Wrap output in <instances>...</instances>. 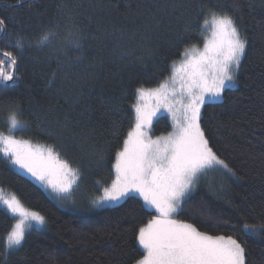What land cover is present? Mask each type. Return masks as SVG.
<instances>
[{
  "label": "trees",
  "instance_id": "obj_1",
  "mask_svg": "<svg viewBox=\"0 0 264 264\" xmlns=\"http://www.w3.org/2000/svg\"><path fill=\"white\" fill-rule=\"evenodd\" d=\"M210 8L232 15L248 41L236 86L201 112L213 150L236 175H211L177 216L209 234L231 235L245 247L247 264H264V232L241 231L264 224V0H0L7 31L0 51L17 57L19 76L0 91V133L16 107L28 124L25 137L80 170L63 205L0 159V187L46 220L19 250H6L15 220L0 207V264H136L142 257L136 232L154 211L142 210L139 198L99 208L92 201L114 179L115 155L135 124L136 89L159 85L186 48L203 43ZM48 32L56 33L49 46L38 47ZM21 37L23 51L15 48ZM171 131L161 114L150 135Z\"/></svg>",
  "mask_w": 264,
  "mask_h": 264
},
{
  "label": "snow or ice",
  "instance_id": "obj_2",
  "mask_svg": "<svg viewBox=\"0 0 264 264\" xmlns=\"http://www.w3.org/2000/svg\"><path fill=\"white\" fill-rule=\"evenodd\" d=\"M202 28L210 29L203 50L195 45L186 48L182 61L179 65L173 61L172 74L157 87L136 89L135 124L115 155L114 179L92 201L99 208L139 198L142 210L156 213L136 232V243L143 249L136 264H247L245 247L231 235H212L174 218L201 179L217 172L236 175L213 150L201 126V112L206 103L222 100L226 89L235 87L248 41L233 16L222 9L210 8ZM4 35L5 21L0 18V38ZM55 35L44 34L37 46H49ZM24 47L22 37L15 41L17 50ZM0 57V91H4L19 80L17 57L12 51H0ZM146 99L154 100V106L146 107L142 103ZM162 110L171 116L172 131L153 139L152 123ZM7 122L9 134L0 133V155L17 174L30 176L59 200L69 199L78 187L80 170L52 146L16 138L12 133L28 129L16 107ZM0 207L15 220L6 235V250H19L29 230L45 225V216L26 207L15 193L6 196L0 189ZM241 231L256 235L264 232V224H244Z\"/></svg>",
  "mask_w": 264,
  "mask_h": 264
},
{
  "label": "rangeland",
  "instance_id": "obj_3",
  "mask_svg": "<svg viewBox=\"0 0 264 264\" xmlns=\"http://www.w3.org/2000/svg\"><path fill=\"white\" fill-rule=\"evenodd\" d=\"M205 31H206V35L204 36V41H203V43L202 44H199V45H197L196 47L198 48V49H200V50H203V46H204V43H205V39H206V37L208 36V35H210V29H205ZM182 59H183V57L181 58V59H179V60H177L176 61V63H177V65H179V63L182 61ZM171 74H172V72H171ZM170 74V75H171ZM169 75V76H170ZM237 84V83H236ZM158 85H156V86H154V87H157ZM236 86V85H235ZM154 87H145V88H154ZM146 107H152V106H154V104H155V101L154 100H152V99H146V100H144L143 102H142ZM161 114H166V115H168L169 116V118H170V120L172 121V119H171V116L167 113V112H165V111H161L160 113H158V115L157 116H159V115H161ZM154 121V120H153ZM4 135H8L9 134V131L8 130H6L4 133H3ZM13 135H15L16 136V138H18V139H27V140H29L33 145H43V146H45V147H47V145H45V144H40V143H38V142H35L34 140H32V139H30V138H27V137H25L23 134H22V131H16V132H14V133H12ZM165 135H167V134H165ZM153 139H155L156 137H152ZM0 159H5L2 155H0ZM211 175H214V174H210L208 177H206V178H203V179H201L200 180V182L197 184V186H196V189H197V187H198V185L200 184V183H202L203 181H207V180H209V179H211ZM28 177H30V176H28ZM31 178V177H30ZM33 179V178H32ZM34 180V179H33ZM35 181V180H34ZM37 182V181H36ZM38 183V182H37ZM38 184H40V183H38ZM41 185V184H40ZM43 187V186H42ZM44 188V187H43ZM0 189H2L1 187H0ZM47 192H49L54 198H56V196H55V194H53V193H51L50 192V190H48V189H46V188H44ZM195 189V190H196ZM3 192H4V194L7 196V195H9V194H12L11 192H9V191H7V190H4L3 189ZM57 199V198H56ZM61 204H67V203H69V201H70V198L69 199H66V200H59V199H57ZM113 205H115V204H113ZM154 215H156V213L154 212V214H153V216ZM153 216L150 218V219H152L153 218ZM174 218L175 219H177V220H181L178 216H177V214L174 216ZM150 219H148L147 221H146V223L150 220ZM182 221V220H181ZM185 222V221H184ZM145 223V224H146ZM188 223V222H187ZM144 226V225H143ZM36 228H42V227H39V226H36Z\"/></svg>",
  "mask_w": 264,
  "mask_h": 264
}]
</instances>
